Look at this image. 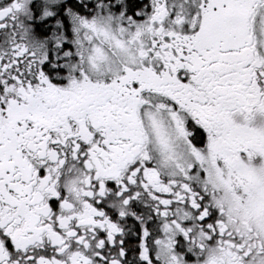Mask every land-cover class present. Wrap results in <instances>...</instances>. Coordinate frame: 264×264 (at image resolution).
<instances>
[{
	"label": "snow or ice",
	"instance_id": "obj_1",
	"mask_svg": "<svg viewBox=\"0 0 264 264\" xmlns=\"http://www.w3.org/2000/svg\"><path fill=\"white\" fill-rule=\"evenodd\" d=\"M0 264H264V0H0Z\"/></svg>",
	"mask_w": 264,
	"mask_h": 264
}]
</instances>
